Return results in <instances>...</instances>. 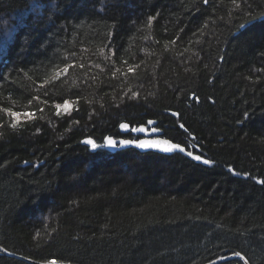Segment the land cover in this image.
Here are the masks:
<instances>
[{"label":"trees","instance_id":"obj_1","mask_svg":"<svg viewBox=\"0 0 264 264\" xmlns=\"http://www.w3.org/2000/svg\"><path fill=\"white\" fill-rule=\"evenodd\" d=\"M148 121L213 163L81 144L134 139L120 124ZM258 180L264 0H0L1 248L68 264L236 252L264 264ZM0 264L28 263L0 252Z\"/></svg>","mask_w":264,"mask_h":264},{"label":"snow or ice","instance_id":"obj_2","mask_svg":"<svg viewBox=\"0 0 264 264\" xmlns=\"http://www.w3.org/2000/svg\"><path fill=\"white\" fill-rule=\"evenodd\" d=\"M131 70V69H130ZM66 104L68 103L67 101L65 102ZM59 108V106H57ZM9 115L12 117H15L17 113L15 112H9ZM28 115H31L30 113ZM173 116L177 115V113L173 112ZM153 121H148V124L151 125L153 124ZM16 123L12 124V127H16ZM181 128H183V125H180ZM120 128L123 130H129V126L125 123L120 124ZM130 131L134 133H142L145 132V128H131ZM153 131H156V129H153ZM85 144L90 145L93 150L96 149V144L94 143L93 140L87 139L84 141ZM116 141L113 140L112 138H105V144L108 147H116ZM119 144L122 146H134L138 149L142 150H147V149H153V150H158L163 153H169L173 151H178L179 153H185L187 156L191 157L192 160L201 162L204 165H211L213 162L210 161L207 158H202L200 155H194L191 151L186 152L185 147L175 144V143H169L168 140H161V139H149V140H140V139H122L119 141ZM228 171L232 173L233 175H236L237 173L232 169L229 168ZM257 183H264V181H257ZM236 256L240 257V259H244L242 256H240L239 252L235 253ZM51 264H56V261H52Z\"/></svg>","mask_w":264,"mask_h":264},{"label":"water","instance_id":"obj_3","mask_svg":"<svg viewBox=\"0 0 264 264\" xmlns=\"http://www.w3.org/2000/svg\"><path fill=\"white\" fill-rule=\"evenodd\" d=\"M153 125H155V123H153L151 125L147 124V126H139L138 128H145L146 129V131L142 132V133H134V132L130 131V129H131L130 127H129V130H123V129L120 128V133L121 134L131 133L132 136H134V137L141 136L139 138L140 140H149V139H161V140H164V139L161 138L162 132L160 130L153 131V129H152L150 131H147V127H152ZM87 139L88 138H85V139L81 140V144L86 146V147H88L89 150L92 153L96 152L99 149H105V150H107L110 153H115L117 151L126 150V149H130V148L138 151L139 153L154 152V153H158V154H162V155H172L173 153H179L178 151H173V152H169V153H163V152H160L158 150H153V149L142 150V149H138V148H136L134 146H131V145L122 146V145L119 144V141L122 140V139H113V138L112 139L117 142L116 143V147H114V148L108 147L106 144H105L104 147L96 145L97 146L96 149L93 150L90 145H87V144L84 143V141L87 140ZM104 143H105V140H104ZM169 143H171V142L169 141ZM180 154L187 156L185 153H180ZM0 252L6 254L9 257H14V258H17V259L22 260L24 262H27L28 264H51V262H36V261H32V260L17 256V255H14V254H10L9 252H7L5 249H3L1 247H0ZM232 259H238L243 264H248L245 259H240V257H238L236 255L228 256V257H225V258H219L216 261H213V262H210V263H207V264H217V263H220L222 261L232 260ZM56 264H68V263L56 262Z\"/></svg>","mask_w":264,"mask_h":264},{"label":"rangeland","instance_id":"obj_4","mask_svg":"<svg viewBox=\"0 0 264 264\" xmlns=\"http://www.w3.org/2000/svg\"><path fill=\"white\" fill-rule=\"evenodd\" d=\"M70 109H71V105H70V103L68 102L67 104L66 103H64V104H62V105H60L59 106V110L61 111V112H63V111H65V112H67V111H70ZM58 110V111H59ZM15 113H17V115L14 117L17 121L18 120H22V119H24V118H30V115H28L29 113H24V114H22V113H18V112H15Z\"/></svg>","mask_w":264,"mask_h":264},{"label":"bare ground","instance_id":"obj_5","mask_svg":"<svg viewBox=\"0 0 264 264\" xmlns=\"http://www.w3.org/2000/svg\"><path fill=\"white\" fill-rule=\"evenodd\" d=\"M148 124V123H147ZM145 126H147V125H145ZM135 128V127H134ZM136 128H138V127H136ZM152 129H156L155 128V125H153L152 127H147V131H150V130H152ZM156 130H158V129H156ZM131 134V133H130ZM122 135H127V134H122ZM131 136H132V134H131ZM134 139H139L141 136H137V137H134V136H132ZM161 138L162 139H164V140H167V139H165V138H163L162 137V134H161ZM114 139V138H113ZM119 139H123V138H119ZM169 141V140H168ZM172 143V142H171ZM98 146H100V145H98ZM105 146V143H104V145L103 146H101V147H104ZM105 150V149H104ZM107 151V150H106ZM91 152V151H90ZM138 152V151H137ZM110 153V152H109ZM154 153V152H153ZM158 154V153H157ZM162 155V154H161ZM182 155V154H181ZM183 156H185V155H183ZM185 157H188V158H191V157H189V156H185Z\"/></svg>","mask_w":264,"mask_h":264}]
</instances>
